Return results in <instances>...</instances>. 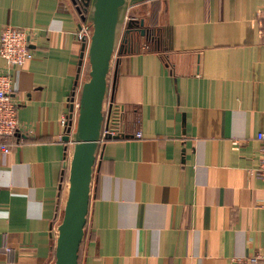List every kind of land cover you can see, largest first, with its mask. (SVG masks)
<instances>
[{"label": "crops", "instance_id": "0c3cea01", "mask_svg": "<svg viewBox=\"0 0 264 264\" xmlns=\"http://www.w3.org/2000/svg\"><path fill=\"white\" fill-rule=\"evenodd\" d=\"M159 2L161 48L114 55L127 136L100 149L78 264H232L264 251V0ZM6 25L36 32L13 73L19 129L0 152V264H54L72 152L61 119L87 70L83 59L76 82L80 17L69 0H0Z\"/></svg>", "mask_w": 264, "mask_h": 264}, {"label": "water", "instance_id": "95a60500", "mask_svg": "<svg viewBox=\"0 0 264 264\" xmlns=\"http://www.w3.org/2000/svg\"><path fill=\"white\" fill-rule=\"evenodd\" d=\"M151 0H86L87 14L80 15L92 28L91 36L81 44L76 82L83 59L88 62V78L79 87V108L74 125L68 121L62 139L72 144L68 165V188L63 215L57 226L54 246V264H78V252L84 235L89 211L92 182L97 158L104 143L124 138L125 133L102 135L106 122L105 101L108 99L109 114L114 105V87L118 72V59L112 70L114 53L121 55L124 50L122 32H129L137 25L144 24L130 10L137 5L146 9ZM80 13V10H78ZM143 33V30H141ZM121 43H120V42ZM73 104L70 105L72 117Z\"/></svg>", "mask_w": 264, "mask_h": 264}, {"label": "built area", "instance_id": "2783aa9c", "mask_svg": "<svg viewBox=\"0 0 264 264\" xmlns=\"http://www.w3.org/2000/svg\"><path fill=\"white\" fill-rule=\"evenodd\" d=\"M71 6L76 12L84 16L87 14L88 6L86 0H69ZM80 10V13L78 12ZM263 21H259L260 33L264 37V6L260 9ZM36 32L35 28H24L13 25H6L0 33V57L5 60L7 71L0 73V152H9L12 146L11 138L19 129V121L17 118L19 104L13 98V73L19 71L27 61L33 56L31 48L32 39ZM92 28L90 25L80 18V27L75 32L79 41L88 43L91 36ZM123 33L120 39H123ZM120 42V41H119ZM121 43V42H120ZM129 46V45H128ZM138 49H150L147 44L141 45ZM125 50V49H124ZM126 51V50H125ZM115 55V53H114ZM114 57V56H113ZM88 63V62H87ZM108 101L104 106V114L106 122L102 130V135H115L124 133V109L114 104L109 114ZM74 113L72 117L68 115L61 119V124L66 128L68 121L71 119L74 125L77 111L79 108V98L73 103ZM137 137H141V132L136 133ZM256 139L260 142V155L258 166L255 169L257 176L264 183V131L256 134ZM237 144V143H236ZM9 251L8 247H5ZM232 264H264V251L249 253L243 257L232 259Z\"/></svg>", "mask_w": 264, "mask_h": 264}, {"label": "trees", "instance_id": "16d2710c", "mask_svg": "<svg viewBox=\"0 0 264 264\" xmlns=\"http://www.w3.org/2000/svg\"><path fill=\"white\" fill-rule=\"evenodd\" d=\"M160 0H151L149 3V7L147 9L144 10L143 13V9L140 7H137V9L135 10L133 8L132 11H130V14H134L136 15V17H146L147 21L145 22L146 24L144 25L145 28V33L144 35L141 34L140 30L136 29L135 27L130 29V33H127L124 38L130 39L131 41L134 39L136 40L135 42H133L132 46L130 47V45L128 46L127 44H124V49L127 51H136L139 48V41L142 40L144 41L145 44H147L149 46L150 49H157L159 50L162 46V29L158 24V14H159V2ZM78 14V13H77ZM144 15V16H141ZM79 16V14H78ZM259 21H263V17H262V13L259 12L258 14V22ZM129 40V41H130ZM138 47V48H137ZM119 56V55H117ZM108 99H106L105 104L107 103ZM68 125V124H67ZM67 128V126H66ZM65 128V130H66ZM63 179H65L63 177ZM88 236V229H87V223L84 227V235H83V239H85V237ZM82 239V241H83ZM81 241V244H82ZM80 244V247H81ZM80 251V248H79ZM79 254V252H78Z\"/></svg>", "mask_w": 264, "mask_h": 264}, {"label": "flooded vegetation", "instance_id": "af4514ba", "mask_svg": "<svg viewBox=\"0 0 264 264\" xmlns=\"http://www.w3.org/2000/svg\"><path fill=\"white\" fill-rule=\"evenodd\" d=\"M137 18H138V20H139V19L144 18V17H137ZM144 25H145V21H144V24H143V25H139V24L137 25V23H136V24H134L133 27H135L136 29L140 30V32H141V30H143V33L141 32V34L144 35V33H145ZM133 27H132V28H133ZM127 33H130V32H124V33H123V37H122V38H123V39H122V40H123V45H124V44H127V45H130V47H131L132 44H133V42H135L136 40L133 39V40L131 41L130 39H127V36H126V38H124V36H125ZM129 40H130V41H129Z\"/></svg>", "mask_w": 264, "mask_h": 264}, {"label": "rangeland", "instance_id": "374dc122", "mask_svg": "<svg viewBox=\"0 0 264 264\" xmlns=\"http://www.w3.org/2000/svg\"><path fill=\"white\" fill-rule=\"evenodd\" d=\"M149 3H150V1L147 3V5H149ZM137 7H140V5H137V6H134L133 8L136 10L137 9ZM149 6H146L145 8L147 9ZM133 8L130 10V11H132L133 10ZM144 10L145 9H143L142 11H143V13H144ZM130 13V12H129ZM141 16H144V15H141ZM146 24V23H145ZM120 39V38H119ZM139 47L141 46V45H143L144 44V41L142 40V38H141V40L139 41ZM138 48V47H137ZM113 59H114V57H113ZM112 63H113V60H112ZM86 66H87V70H86V75H85V80L88 78V70H89V65H88V63H86Z\"/></svg>", "mask_w": 264, "mask_h": 264}]
</instances>
